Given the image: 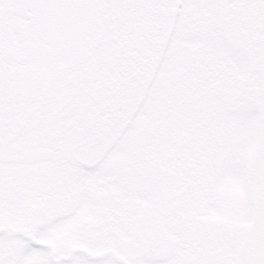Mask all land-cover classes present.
<instances>
[{
  "label": "snow or ice",
  "instance_id": "obj_1",
  "mask_svg": "<svg viewBox=\"0 0 264 264\" xmlns=\"http://www.w3.org/2000/svg\"><path fill=\"white\" fill-rule=\"evenodd\" d=\"M0 264H264V0H0Z\"/></svg>",
  "mask_w": 264,
  "mask_h": 264
}]
</instances>
